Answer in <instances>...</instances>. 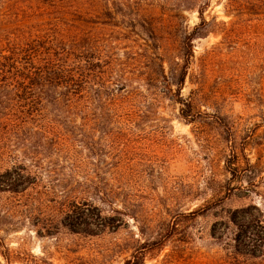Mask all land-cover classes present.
I'll return each mask as SVG.
<instances>
[{
	"label": "rangeland",
	"instance_id": "374dc122",
	"mask_svg": "<svg viewBox=\"0 0 264 264\" xmlns=\"http://www.w3.org/2000/svg\"><path fill=\"white\" fill-rule=\"evenodd\" d=\"M81 3L99 57L149 99L126 120L0 106V264H264L236 253L232 219L264 222V0L238 15L229 0Z\"/></svg>",
	"mask_w": 264,
	"mask_h": 264
},
{
	"label": "trees",
	"instance_id": "16d2710c",
	"mask_svg": "<svg viewBox=\"0 0 264 264\" xmlns=\"http://www.w3.org/2000/svg\"><path fill=\"white\" fill-rule=\"evenodd\" d=\"M260 3L263 0H229L228 5L230 12L238 15L246 6L257 9ZM106 9L111 15L109 2ZM83 10L81 0H0V106L16 102L23 119L41 116L49 109H67L83 114L99 110L105 115L103 119L126 120L127 109L142 103L141 98L148 101L145 92L132 85V79L118 75L120 71L111 60L99 57L100 49L84 29ZM149 31V37L156 35L153 28ZM191 36L186 34L184 41L186 59L178 87L185 82L193 56ZM91 51L93 60L87 56ZM151 60L160 63L152 68L154 75L149 78V85L156 87L161 76L167 77L166 70L158 52ZM180 89L178 94L171 86L159 91L168 90L181 98ZM262 217L261 212L252 213L250 208L233 214V222L239 227L234 246L237 254L264 261V253L256 251L264 246Z\"/></svg>",
	"mask_w": 264,
	"mask_h": 264
}]
</instances>
